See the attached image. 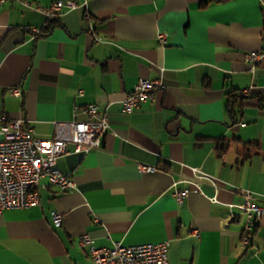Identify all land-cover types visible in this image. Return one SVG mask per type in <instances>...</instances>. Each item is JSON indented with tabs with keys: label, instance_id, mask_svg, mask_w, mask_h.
<instances>
[{
	"label": "crops",
	"instance_id": "0c3cea01",
	"mask_svg": "<svg viewBox=\"0 0 264 264\" xmlns=\"http://www.w3.org/2000/svg\"><path fill=\"white\" fill-rule=\"evenodd\" d=\"M25 1L0 3V115L48 138L96 103L111 128L99 148L69 142L56 158L74 189L46 184L38 204L0 212V264H93L80 234L95 247L166 241L168 264H264V213L239 241L245 192L264 205V63L244 57L264 49V0H73L50 19L34 7L54 0ZM141 76L163 87L124 113ZM176 189H189L181 203Z\"/></svg>",
	"mask_w": 264,
	"mask_h": 264
},
{
	"label": "built area",
	"instance_id": "2783aa9c",
	"mask_svg": "<svg viewBox=\"0 0 264 264\" xmlns=\"http://www.w3.org/2000/svg\"><path fill=\"white\" fill-rule=\"evenodd\" d=\"M4 0H0V3ZM22 2L31 7V3ZM73 0H54L48 7L35 6L44 13L46 19L55 17L63 8H76ZM33 37L40 35L41 28L26 26ZM157 40L161 45L166 43L167 32L159 31ZM245 59L251 63H264V49L247 51ZM133 90L129 91L121 101V110L130 113L141 103L153 99L154 90L161 89V78H136ZM13 95H21L19 86L12 87ZM81 93V91H79ZM73 107V106H72ZM83 112L90 120L54 121L53 131L48 138L34 135L24 118H9L0 115V212L9 208H26L39 203V189L42 186L55 185L61 191L75 188V182L56 167V158L67 153V143H72L75 152H87L99 148L105 130L111 128L106 110H100L96 103L83 106ZM93 119V120H91ZM143 170H155V166L141 165ZM200 176L211 181L216 187L214 178L201 172ZM42 180H45L43 182ZM189 189H176L175 199L181 203ZM243 215L244 225L240 235L243 246L249 244L258 218L264 213V205L254 200L250 191L245 192ZM52 223L60 225L61 214L51 210ZM95 219V218H94ZM77 244L88 249L93 264H168V244L161 242H144L123 245L115 242L110 247H95L87 234L77 235Z\"/></svg>",
	"mask_w": 264,
	"mask_h": 264
},
{
	"label": "trees",
	"instance_id": "16d2710c",
	"mask_svg": "<svg viewBox=\"0 0 264 264\" xmlns=\"http://www.w3.org/2000/svg\"><path fill=\"white\" fill-rule=\"evenodd\" d=\"M202 1V4H206L207 2H208V0H201ZM43 30L41 29V31H40V35H43V33L44 32H42ZM233 98V97H232ZM232 100H234V98L232 99ZM232 100H229L228 99V101H229V107H230V109H229V114H231L232 116H233V111H234V107H233V105H234V103H233V101ZM232 107V108H231Z\"/></svg>",
	"mask_w": 264,
	"mask_h": 264
}]
</instances>
